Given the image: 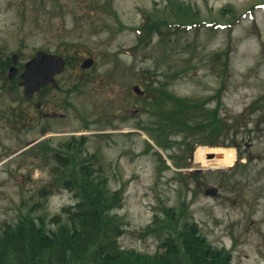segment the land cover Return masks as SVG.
<instances>
[{
    "label": "rangeland",
    "instance_id": "obj_1",
    "mask_svg": "<svg viewBox=\"0 0 264 264\" xmlns=\"http://www.w3.org/2000/svg\"><path fill=\"white\" fill-rule=\"evenodd\" d=\"M186 10L202 25L183 32L164 24V36L139 43L134 28L144 13L173 22ZM48 50L77 60L42 90L40 144L7 161L40 136L0 134V228L29 213L51 218L76 203L69 192L41 196L57 188L44 142L57 149L88 137L83 157L97 153L111 189L124 191L117 212L126 222L123 248L155 254L160 240L146 231L164 207H175L215 248L231 252L232 264H264V0H0V57L18 54L26 63ZM87 58L95 63L85 70ZM151 79L167 82L177 97L220 107L224 129L213 146L197 142L184 152L180 136L165 150L141 129L150 116L135 87L146 92ZM201 147L236 149L249 167L200 169ZM213 187L219 198L206 195Z\"/></svg>",
    "mask_w": 264,
    "mask_h": 264
},
{
    "label": "trees",
    "instance_id": "obj_2",
    "mask_svg": "<svg viewBox=\"0 0 264 264\" xmlns=\"http://www.w3.org/2000/svg\"><path fill=\"white\" fill-rule=\"evenodd\" d=\"M177 18L163 22L154 14L144 13L143 23L134 28L139 43L150 45L156 35L164 36V24L183 32L202 25L199 15L188 10ZM66 56L69 66L77 60ZM227 58L229 61V55ZM228 61L224 62L226 69ZM139 98L146 99L144 110L150 116L141 129L165 150L173 148L177 142L173 138L180 136L183 139L177 144L187 147L184 152L197 142L213 146L224 129L220 107L210 109L208 101L177 97L169 91L167 82L151 79L145 95ZM256 108L263 107L255 105L252 110ZM88 140L72 137L57 149L44 142V150L56 163L51 175L57 188H44L41 196L69 192L76 203L63 207L51 218L29 213L16 224L5 223L0 228V264H232L231 253L215 248L201 234L198 223L175 207H164L146 231L157 234L160 240L155 254L123 248L120 239L126 233V222L117 212L124 206V191L111 189L103 168L97 164V153L83 157ZM157 154L163 166L170 168Z\"/></svg>",
    "mask_w": 264,
    "mask_h": 264
},
{
    "label": "flooded vegetation",
    "instance_id": "obj_3",
    "mask_svg": "<svg viewBox=\"0 0 264 264\" xmlns=\"http://www.w3.org/2000/svg\"><path fill=\"white\" fill-rule=\"evenodd\" d=\"M27 62V61H26ZM26 63H21L18 59L17 63L13 62L12 57H0V134H13L18 137L24 136L21 139H27L31 133L39 134L40 137L32 140L20 151L16 152L12 158L23 154L25 151L40 144L43 140V98L42 90L35 94L31 99H27L24 94V88L21 85L22 73ZM16 66L18 69L17 75L11 79V68ZM237 161L234 169L239 167L244 170L248 168L249 159H244L245 153L236 151ZM247 157V156H246ZM41 158L37 153L35 162ZM248 175L244 173L243 176ZM244 178V177H243ZM220 197V190L215 198Z\"/></svg>",
    "mask_w": 264,
    "mask_h": 264
},
{
    "label": "water",
    "instance_id": "obj_4",
    "mask_svg": "<svg viewBox=\"0 0 264 264\" xmlns=\"http://www.w3.org/2000/svg\"><path fill=\"white\" fill-rule=\"evenodd\" d=\"M13 59L14 63H17V55H15ZM94 63L95 61L93 58H88L83 62L82 69H90ZM66 64L65 58L58 54L39 51L36 56L26 64L25 70L22 73L23 81L21 85L24 87L25 96L30 99L41 89L55 84L57 76L65 72ZM17 73L18 70L13 67L10 72V78L13 79ZM135 91L139 95L144 94L139 86H136ZM207 158L209 160L214 159L215 155L209 154ZM217 192V189L211 188L207 190L206 194L215 197Z\"/></svg>",
    "mask_w": 264,
    "mask_h": 264
},
{
    "label": "bare ground",
    "instance_id": "obj_5",
    "mask_svg": "<svg viewBox=\"0 0 264 264\" xmlns=\"http://www.w3.org/2000/svg\"><path fill=\"white\" fill-rule=\"evenodd\" d=\"M214 154L215 158L209 160L207 156ZM236 152L233 149L201 147L195 154L194 165L200 169H227L234 165Z\"/></svg>",
    "mask_w": 264,
    "mask_h": 264
}]
</instances>
